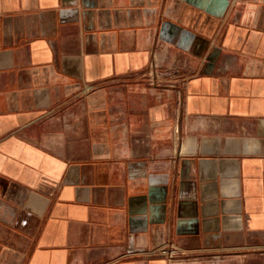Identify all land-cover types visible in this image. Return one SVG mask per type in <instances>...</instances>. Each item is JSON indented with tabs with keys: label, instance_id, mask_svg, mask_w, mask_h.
<instances>
[{
	"label": "crops",
	"instance_id": "obj_1",
	"mask_svg": "<svg viewBox=\"0 0 264 264\" xmlns=\"http://www.w3.org/2000/svg\"><path fill=\"white\" fill-rule=\"evenodd\" d=\"M263 253L264 0H0V264Z\"/></svg>",
	"mask_w": 264,
	"mask_h": 264
},
{
	"label": "rangeland",
	"instance_id": "obj_2",
	"mask_svg": "<svg viewBox=\"0 0 264 264\" xmlns=\"http://www.w3.org/2000/svg\"><path fill=\"white\" fill-rule=\"evenodd\" d=\"M247 264H264V253L248 260Z\"/></svg>",
	"mask_w": 264,
	"mask_h": 264
},
{
	"label": "built area",
	"instance_id": "obj_3",
	"mask_svg": "<svg viewBox=\"0 0 264 264\" xmlns=\"http://www.w3.org/2000/svg\"><path fill=\"white\" fill-rule=\"evenodd\" d=\"M162 254H167L170 258H174L176 256L177 251L172 248H164L161 251Z\"/></svg>",
	"mask_w": 264,
	"mask_h": 264
}]
</instances>
